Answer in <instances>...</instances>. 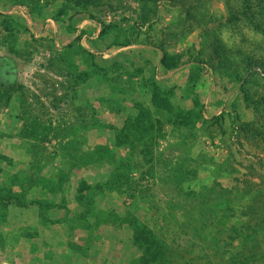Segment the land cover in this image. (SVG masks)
Wrapping results in <instances>:
<instances>
[{
  "label": "rangeland",
  "instance_id": "374dc122",
  "mask_svg": "<svg viewBox=\"0 0 264 264\" xmlns=\"http://www.w3.org/2000/svg\"><path fill=\"white\" fill-rule=\"evenodd\" d=\"M77 3L0 0L16 28L10 36L0 17V264L141 258L127 224L82 228L84 185L95 215L137 217L174 264H264V236L252 234L264 226V202H253L264 201V0ZM164 53L184 65L157 80ZM146 79L171 88L175 112L202 118L159 116L144 141L121 145L136 103L150 105ZM228 192L234 210L202 219V205Z\"/></svg>",
  "mask_w": 264,
  "mask_h": 264
},
{
  "label": "trees",
  "instance_id": "16d2710c",
  "mask_svg": "<svg viewBox=\"0 0 264 264\" xmlns=\"http://www.w3.org/2000/svg\"><path fill=\"white\" fill-rule=\"evenodd\" d=\"M144 1V0H143ZM146 1H154L157 2L158 0H146ZM91 0H78L77 5L79 4H90ZM35 16L34 12H32ZM235 18L238 20L240 19V16H238L236 13H233ZM241 16L244 17L245 20H247L249 23H253V20L255 18V12L253 11V8L250 5H246L245 9L240 13ZM0 17L3 18L2 25L6 32L10 36H12L15 31V21L12 20L10 17L5 16L4 14H0ZM255 23V21H254ZM259 26V23L256 24ZM108 33L105 29L101 31L100 36H106ZM125 45V44H123ZM11 52H15L14 48L11 49ZM92 58V56H90ZM96 65V63L94 62ZM249 68L252 66V62L249 61ZM183 60L181 55H170L168 53L163 54V58L161 59V66L164 69L166 73L172 72L174 70L179 69L181 66H183ZM97 66V65H96ZM98 70V69H97ZM99 71V70H98ZM202 70L194 67L193 72L189 76V84L188 88L191 91H194L199 80L200 76L202 75ZM100 72V71H99ZM98 73V72H97ZM155 80V79H154ZM152 79H146L145 83L149 85L150 90L152 91L151 99H150V105H145V103H136L137 107V114L129 116L128 120L125 122L123 128L117 132L116 134V140L119 144H134V141H144L147 138V134L154 131L156 128L158 129L162 123L160 119H158L159 116L166 118V117H176L175 121L179 122L180 124H189L190 121L193 120H199L202 118L201 113L198 110H193L189 112L184 111H177L180 113L175 112L176 106L173 103V92L171 88L166 87L165 89L160 86L157 82H155ZM237 80V79H236ZM250 100L246 99L247 106H251L249 104ZM194 104L196 107H199V99L196 96L194 99ZM170 119V120H171ZM87 157V156H86ZM89 158V157H88ZM99 159V158H98ZM100 160V159H99ZM126 161L122 160L119 163V166H125L128 164L125 163ZM127 166L123 167L127 170ZM129 170V166H128ZM119 177H122V174L119 175ZM84 190H91V187L89 185L82 186V189L80 190V194L78 195V202L80 204H84L86 206V212L84 211L82 215V228L87 229L88 231H92L97 226H100L103 223H125L132 231L133 239H132V245H135L140 249L143 253V256L141 258H138L137 261L134 262V264H174L172 260V255H170V249H168L165 245V242H163L162 239L157 236V233L150 227H148L145 223H143L141 220H139L137 217L132 216V214H129L128 217L122 218L120 215L116 214H106V217H102L101 214L95 215V208H93V205L90 200H88L87 197L84 196ZM229 194L223 195L222 197H219V199L216 197L213 204H203L202 205V211H201V218L206 219L208 217H214V218H222L228 213L232 212L234 210L233 204L235 203V196H233L230 192ZM3 201V198H0V201ZM87 201V202H85ZM253 202H256L255 208L258 209L263 208L260 205V202H264L259 196H256L253 198ZM47 208H51L52 204L47 203L45 205ZM92 215L96 216V219L94 220ZM93 220V221H92ZM256 221H259L256 219ZM264 223V221H263ZM252 234H256L258 236L263 235L264 236V226L258 225L254 228H252ZM256 246V245H255ZM262 258V257H258ZM255 259L257 257L255 256ZM250 258L249 261L250 262ZM234 261V260H233ZM237 262V261H236Z\"/></svg>",
  "mask_w": 264,
  "mask_h": 264
},
{
  "label": "crops",
  "instance_id": "0c3cea01",
  "mask_svg": "<svg viewBox=\"0 0 264 264\" xmlns=\"http://www.w3.org/2000/svg\"><path fill=\"white\" fill-rule=\"evenodd\" d=\"M80 22H82V21H80ZM98 32H99V30H98ZM74 38H75V37H74ZM74 38H73V39H74ZM73 39H72V40H73ZM159 68H161V66H160ZM180 68H181V67H180ZM180 68L177 69V70L172 71V74L175 73V72H177L178 70H180ZM169 73H171V72H169ZM169 73H167L166 75H164V76H162V77H160V78H159V77H156V79H157V80H164V79H167V78H169V77L171 76V75H168ZM167 82H168V81H167ZM158 84H159V83H158ZM163 84H164V83H163ZM164 85H166V86H167V85L170 86V83H166V84H164Z\"/></svg>",
  "mask_w": 264,
  "mask_h": 264
}]
</instances>
